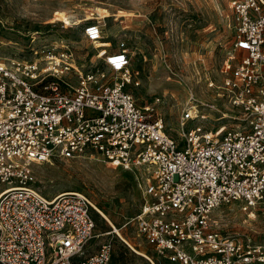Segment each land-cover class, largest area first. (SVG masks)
Masks as SVG:
<instances>
[{
	"label": "built area",
	"instance_id": "obj_1",
	"mask_svg": "<svg viewBox=\"0 0 264 264\" xmlns=\"http://www.w3.org/2000/svg\"><path fill=\"white\" fill-rule=\"evenodd\" d=\"M229 9L235 62L208 84L227 112L191 97L179 139L129 91L140 81L125 42L96 47L99 22L86 23L83 35L105 70L84 71L67 46L35 49L30 59L0 56V264H109L110 245L85 256L95 229L89 198H46L33 187V164L86 155L135 175L142 205L132 221L159 257L264 264V246L222 234L212 219L221 205L264 204V1L229 0ZM199 108L221 113L227 126L186 128L207 119Z\"/></svg>",
	"mask_w": 264,
	"mask_h": 264
},
{
	"label": "rangeland",
	"instance_id": "obj_2",
	"mask_svg": "<svg viewBox=\"0 0 264 264\" xmlns=\"http://www.w3.org/2000/svg\"><path fill=\"white\" fill-rule=\"evenodd\" d=\"M95 8L107 10L109 17L98 18ZM90 22L102 27L104 38L97 47L125 42L140 81L129 91L138 106L151 105L172 138L179 139V117L191 97L195 103L217 105L227 112L208 84H219L227 66L235 62L229 58L233 48L229 0H0V56L30 59L35 49L67 46L84 71L105 70L95 58V45L83 35ZM199 110L207 119L189 122L186 128L215 131L227 126L221 113ZM32 169L33 187L42 196L82 192L94 205L95 229L85 256L107 244L109 264H172L137 234L132 219L142 205V189L135 175L97 155L53 157ZM212 219L222 234L264 246V204L249 211H243L239 202L221 205Z\"/></svg>",
	"mask_w": 264,
	"mask_h": 264
},
{
	"label": "bare ground",
	"instance_id": "obj_3",
	"mask_svg": "<svg viewBox=\"0 0 264 264\" xmlns=\"http://www.w3.org/2000/svg\"><path fill=\"white\" fill-rule=\"evenodd\" d=\"M95 12L98 15V18H105L109 17V12L105 9L102 8H95ZM98 44V43H97ZM97 47V46H96ZM69 192V191H66ZM65 193V192H64Z\"/></svg>",
	"mask_w": 264,
	"mask_h": 264
}]
</instances>
